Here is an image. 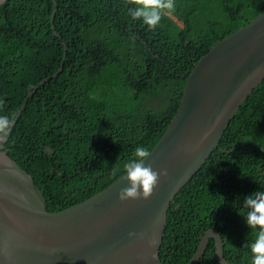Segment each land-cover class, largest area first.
Returning a JSON list of instances; mask_svg holds the SVG:
<instances>
[{
  "label": "trees",
  "instance_id": "1",
  "mask_svg": "<svg viewBox=\"0 0 264 264\" xmlns=\"http://www.w3.org/2000/svg\"><path fill=\"white\" fill-rule=\"evenodd\" d=\"M134 3H0V115L12 124L25 104L4 150L32 176L50 212L125 174L137 145L149 153L179 107L187 76L221 40L215 29L226 37L264 11V0H174V15L149 28L128 15ZM261 185L264 79L172 200L162 264H188L209 228L222 234L227 260L251 264L243 197ZM198 264H220L214 238Z\"/></svg>",
  "mask_w": 264,
  "mask_h": 264
},
{
  "label": "water",
  "instance_id": "2",
  "mask_svg": "<svg viewBox=\"0 0 264 264\" xmlns=\"http://www.w3.org/2000/svg\"><path fill=\"white\" fill-rule=\"evenodd\" d=\"M264 79V11L204 54L187 76L177 112L146 164L167 169L150 195L121 200L128 184L125 174L95 195L56 212L32 176L3 149L25 104L9 129L0 133V264H162L172 200L206 163L243 102ZM43 80L29 92L26 100ZM24 181L41 197L34 208L15 201L23 198L11 182ZM27 201V200H26ZM214 238L220 264L225 241L216 228L206 230L188 264H198Z\"/></svg>",
  "mask_w": 264,
  "mask_h": 264
},
{
  "label": "clouds",
  "instance_id": "3",
  "mask_svg": "<svg viewBox=\"0 0 264 264\" xmlns=\"http://www.w3.org/2000/svg\"><path fill=\"white\" fill-rule=\"evenodd\" d=\"M174 7V0H135V3L128 7L127 13L133 20L139 19L143 24L152 28L161 21L163 16L174 15ZM175 19L178 21L177 17ZM223 30V27L215 29V32L222 37L221 40L225 38ZM156 57L164 61L162 56L156 55ZM10 124L8 116L0 115V129H4L0 133L9 129L12 125ZM147 155L146 149L137 145L132 155L123 163L124 177L126 176L128 184L119 191L118 195L121 200L140 196L147 198L158 183L160 176L167 175V169L155 170L151 164H146ZM243 209L245 210L242 214L244 221L253 232V238L247 244L251 253V264H264V185L243 197Z\"/></svg>",
  "mask_w": 264,
  "mask_h": 264
},
{
  "label": "flooded vegetation",
  "instance_id": "4",
  "mask_svg": "<svg viewBox=\"0 0 264 264\" xmlns=\"http://www.w3.org/2000/svg\"><path fill=\"white\" fill-rule=\"evenodd\" d=\"M4 148V147H3ZM7 178V175H0V181L2 179ZM12 187L15 188L22 196H25L26 200H23V198H16V196H14L15 201L22 203L24 205H28L34 208H38L41 205V197L39 195H37L36 193H34V195L31 194V190H28L27 184L22 181V180H18L15 183L11 182Z\"/></svg>",
  "mask_w": 264,
  "mask_h": 264
},
{
  "label": "rangeland",
  "instance_id": "5",
  "mask_svg": "<svg viewBox=\"0 0 264 264\" xmlns=\"http://www.w3.org/2000/svg\"><path fill=\"white\" fill-rule=\"evenodd\" d=\"M4 0H0V3L3 2Z\"/></svg>",
  "mask_w": 264,
  "mask_h": 264
}]
</instances>
